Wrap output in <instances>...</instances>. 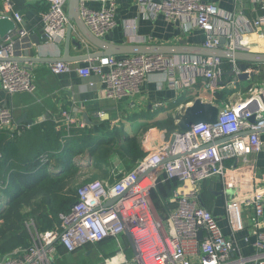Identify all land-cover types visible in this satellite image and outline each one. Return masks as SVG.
Returning <instances> with one entry per match:
<instances>
[{
	"label": "built area",
	"instance_id": "2783aa9c",
	"mask_svg": "<svg viewBox=\"0 0 264 264\" xmlns=\"http://www.w3.org/2000/svg\"><path fill=\"white\" fill-rule=\"evenodd\" d=\"M69 0H46L48 8L42 13L41 24L49 40L63 39L71 23ZM92 1H100L93 6ZM141 11L149 18L160 14L167 20L180 22L184 31L203 29L208 48L248 50V33L264 34V14L247 15L236 0V8L228 13L215 2L206 0H137ZM254 7L264 11V0H251ZM2 16L12 18L16 27L0 36V87L9 94L36 89L30 67L16 59L17 41L27 38L30 30L22 25L23 14L14 8L12 0H3ZM82 17L90 30L107 37L118 26L126 30L127 43H145L137 33L135 20H121L116 0H80ZM225 42H222V39ZM232 62L234 78L223 84L224 70L220 58L192 54L131 53L98 58V62L76 68L82 76H99L105 94L121 98L138 93L152 72L164 71L172 87L192 88L205 78L203 89L211 92L212 102L220 106L215 123L199 122L186 131L177 130L169 140L150 148L136 166L125 172H113L110 177L87 180L77 189L71 209L62 214V227L35 230L31 243L11 255L0 254V264H56L58 245L75 251L107 238H121L128 227L136 253L130 264H264V175L246 170L253 154L264 146L263 86H251L245 96L240 91L235 102L218 100V91L228 87L236 90L242 81L239 61ZM260 63H252L246 72L254 75ZM52 72L72 70L68 61L51 64ZM94 84L93 81L90 83ZM98 111V115H103ZM69 134L83 126L70 110L62 111ZM254 117V120L251 118ZM12 107L0 106V131L21 132L16 129ZM1 156V152H0ZM143 174V175H142ZM219 176L228 193L226 208L230 215L251 209V231L257 235L256 252L250 256L234 257L235 242L221 230L212 211L202 204L201 184ZM177 180L169 198L172 207L166 220L152 205L151 194L160 182Z\"/></svg>",
	"mask_w": 264,
	"mask_h": 264
},
{
	"label": "crops",
	"instance_id": "0c3cea01",
	"mask_svg": "<svg viewBox=\"0 0 264 264\" xmlns=\"http://www.w3.org/2000/svg\"><path fill=\"white\" fill-rule=\"evenodd\" d=\"M206 1L217 3L228 13L236 8V0ZM12 2L14 8L23 14L22 25L30 30L27 38L17 41L16 59L31 68L36 89L33 93L22 91L9 94L0 87V106L13 108L16 129L20 128L23 131L29 129L28 132L35 133L37 136L51 130H54L55 135L61 133L58 149L65 145L68 138L84 136L80 142L88 144L89 147L94 146L93 151H95L93 153L92 148L86 146L83 153H79L74 159L82 168L96 166L89 180L107 178L113 172L122 173L136 166L140 158L132 159L125 148H122L127 136L137 135L141 148L146 154L150 148L169 140L175 131L181 130L177 115L197 97L205 101L213 100L211 92L203 89L205 78H200L190 89H182L177 86L172 87L168 74L164 71L150 73L142 89L136 94L121 98L106 96L98 75L82 76L76 70L80 65L98 62L99 58L84 59L82 57L99 49L88 42L76 26L73 28V35L83 41V46L80 49L75 44L70 45L68 62L72 65V70L56 74L52 72L51 64L61 59L64 54L69 25L63 39L49 40L41 24L42 13L48 7L46 0H12ZM116 2L120 19L135 20L138 24L137 33L145 40V43L202 45L206 38L203 29L194 27L184 31L180 22L169 21L162 14L154 19L149 18L141 11L137 0H116ZM90 4L99 6L101 2L92 1ZM4 5L3 0H0V13ZM238 7L251 17H256L258 13L264 14L263 10L254 7L251 0H242ZM126 35L124 26L120 25L112 31V35L109 33L107 39L117 43H127ZM245 41L249 51L264 52V34L248 33ZM260 65V71L251 77L260 76L264 83V63ZM251 77L242 78V80ZM91 81L94 82L93 85L90 84ZM231 91L235 90L231 89ZM229 95L225 102H235L237 95L234 94L230 98ZM66 109L75 114L84 124L74 128L75 133L72 130V134L68 133L62 116V111ZM98 111L104 114L98 115ZM167 120L169 122L165 123ZM15 131H0V143ZM18 133L21 134L22 130ZM33 134L29 133L30 136ZM261 139L264 142V131L261 132ZM73 146H77L76 140ZM61 166L55 164L57 168ZM50 168L54 169L51 165ZM245 168L264 175V146L258 154L250 157V162L245 165ZM1 174L4 177L0 179V199L5 196L10 200V195L5 191L9 186L10 172L1 171ZM79 174L80 172H77V177ZM227 199L228 193L219 176L212 177L201 184L202 204L212 211L223 233L233 238L236 248L234 257L241 253L250 256L256 252L254 242L257 238V235L251 231L252 210L244 209L235 215H230L226 208ZM151 200L157 214L166 220L168 211L164 207H158L152 197ZM6 206L7 204L0 206V213L7 208ZM24 207L25 205L20 208L22 217L20 219L15 216L10 217L7 226L4 218L0 216V254L2 255H11L15 250L28 246L35 230L44 231L37 220L38 216L31 213L34 210L33 207L28 206L30 207L28 211L24 210ZM27 213L29 215H26ZM65 213L51 215V217L54 216L52 227L47 229H60L62 214ZM135 253V247L124 234L119 239L110 237L101 242L88 243L72 252L67 251L60 244L56 254V264H126L125 258L132 260ZM247 264H256V262L249 261Z\"/></svg>",
	"mask_w": 264,
	"mask_h": 264
},
{
	"label": "trees",
	"instance_id": "16d2710c",
	"mask_svg": "<svg viewBox=\"0 0 264 264\" xmlns=\"http://www.w3.org/2000/svg\"><path fill=\"white\" fill-rule=\"evenodd\" d=\"M221 66L224 70L222 82L226 85L234 78L233 65L228 58H224ZM230 92H232L231 88L228 87L218 91L217 101L219 103L227 101ZM28 130L22 129L21 134L17 131L11 132V136L8 135L5 141L0 143V179L4 177L1 171L10 172L9 186L5 190L10 195V200L0 216L4 218L7 226L10 217L15 216L19 219L22 217L20 208L27 204L33 207L31 213L38 216L41 229L46 230L52 227V218L60 212H68L71 204L76 200L75 180L81 165L74 158L79 153H83L84 148L89 145L80 142L81 138L84 139L82 135L81 138H68L65 145L58 149L61 133L55 135L54 130H51L37 136ZM29 133L33 135L30 136ZM75 140L77 146H73ZM90 147L93 151L94 146ZM122 148H125L132 159L145 155L137 135L127 136ZM52 163L62 166L51 169ZM177 184V180H168L160 182L153 189L151 197L158 207L170 210L172 204L169 198Z\"/></svg>",
	"mask_w": 264,
	"mask_h": 264
},
{
	"label": "water",
	"instance_id": "95a60500",
	"mask_svg": "<svg viewBox=\"0 0 264 264\" xmlns=\"http://www.w3.org/2000/svg\"><path fill=\"white\" fill-rule=\"evenodd\" d=\"M68 15L71 23L68 26V33L66 38V44L64 48V54L59 60H70V45L75 44L78 48H82L83 41L77 39L76 35H73V28L79 30L82 36L91 44L96 46L99 50L92 54H86L82 56L86 58H96L109 55H124L131 53H162V54H192L201 56H210L213 59L224 58L236 59L239 61V65L242 69L240 78H248L250 75L246 72L251 63H264V52H255L249 50H230L225 48H208L201 44H162V43H117L107 39V37H99L95 35L85 23L80 8V0L68 1ZM16 27L15 21L9 16L0 15V36L3 37L9 30H13ZM112 35V32H111ZM225 42V39H222ZM264 96V87L263 93ZM220 112V106L212 101H205L201 97H197L191 104L186 106L182 112L177 115L179 119L178 125L182 131H186L192 128L193 124L199 122L215 123L218 119ZM254 120V117L251 118ZM173 140V137L171 138ZM143 175V174H142ZM75 202L72 203V206ZM125 234L133 243L132 235L127 226H125Z\"/></svg>",
	"mask_w": 264,
	"mask_h": 264
},
{
	"label": "rangeland",
	"instance_id": "374dc122",
	"mask_svg": "<svg viewBox=\"0 0 264 264\" xmlns=\"http://www.w3.org/2000/svg\"><path fill=\"white\" fill-rule=\"evenodd\" d=\"M263 86V82L261 80V77L260 76H253L249 79H244L242 80L241 82L238 83L237 87L235 88L236 92L240 91L241 94L243 96H245L249 90V87L251 86ZM231 93H234V92H231ZM87 158V155L85 156ZM52 168L55 167V164L52 163L51 165ZM82 168V167H81ZM93 170H96V166H93L91 168L89 167H86V168H82L80 172V174L78 175V177L76 178L75 180V186L78 187L85 181L89 180L90 176L92 175V172ZM9 202V198L6 199L5 196H3L1 199H0V206H4L6 205L7 203ZM29 205H25L24 207V210L28 211V207Z\"/></svg>",
	"mask_w": 264,
	"mask_h": 264
}]
</instances>
